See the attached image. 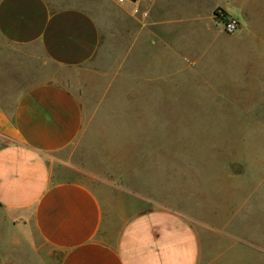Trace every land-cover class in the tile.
Instances as JSON below:
<instances>
[{
	"label": "rangeland",
	"instance_id": "rangeland-1",
	"mask_svg": "<svg viewBox=\"0 0 264 264\" xmlns=\"http://www.w3.org/2000/svg\"><path fill=\"white\" fill-rule=\"evenodd\" d=\"M247 5L234 34L212 16L219 34L205 33L203 53L183 34L166 75L142 86L155 72L146 50L132 64L129 2L92 0L100 47L74 69L35 64V49L0 37L1 102L48 80L78 96L82 131L53 163L95 190L112 239L135 214L168 208L194 227L198 264H264V0ZM16 236L0 228V264L58 263L48 245Z\"/></svg>",
	"mask_w": 264,
	"mask_h": 264
},
{
	"label": "crops",
	"instance_id": "crops-1",
	"mask_svg": "<svg viewBox=\"0 0 264 264\" xmlns=\"http://www.w3.org/2000/svg\"><path fill=\"white\" fill-rule=\"evenodd\" d=\"M135 2L140 10L134 15ZM91 4L0 0V37L35 49V64L77 68L94 59L100 47V26ZM129 7L132 64L146 50L147 69L152 65L155 72L141 73L142 86L143 80L155 81L168 72L164 57L170 50L181 55L188 43H182L183 34L191 40L187 33L194 32L193 45L205 52L200 42L219 34L211 25L214 9L240 17L248 5L247 0H134ZM82 126L78 96L55 80L31 84L10 106L0 101V228L13 231L16 239L28 235L48 245L60 255L57 264H198L196 231L175 210L140 212L114 239L108 235L106 211L95 190L63 176L60 164L53 163L56 153L77 140Z\"/></svg>",
	"mask_w": 264,
	"mask_h": 264
},
{
	"label": "built area",
	"instance_id": "built-area-1",
	"mask_svg": "<svg viewBox=\"0 0 264 264\" xmlns=\"http://www.w3.org/2000/svg\"><path fill=\"white\" fill-rule=\"evenodd\" d=\"M131 1H134V0H116V2H118V3L131 2ZM139 1L150 2L153 0H139ZM136 2L134 5V8H133L134 15L140 10V5L137 4ZM141 13L143 16L147 15L146 10H142ZM212 16H213V19L216 22V24L220 25L222 27L223 31L227 34L236 33L240 27L239 19L237 17L227 13L222 8L214 9Z\"/></svg>",
	"mask_w": 264,
	"mask_h": 264
}]
</instances>
